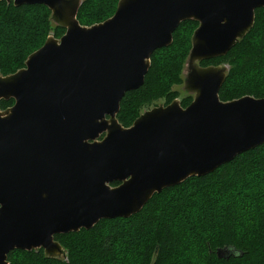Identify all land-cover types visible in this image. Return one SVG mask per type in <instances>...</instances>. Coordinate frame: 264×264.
I'll use <instances>...</instances> for the list:
<instances>
[{
  "label": "water",
  "instance_id": "95a60500",
  "mask_svg": "<svg viewBox=\"0 0 264 264\" xmlns=\"http://www.w3.org/2000/svg\"><path fill=\"white\" fill-rule=\"evenodd\" d=\"M0 1L45 6L66 30L25 68L0 75V102L14 100L0 110V264L15 250L66 256L55 236L130 218L164 189L264 145V98L222 102L218 68L194 70L187 108L156 107L129 128L117 120L183 22L199 23L191 58L212 60L252 29L264 0H120L111 19L90 28L76 19L78 0Z\"/></svg>",
  "mask_w": 264,
  "mask_h": 264
},
{
  "label": "trees",
  "instance_id": "16d2710c",
  "mask_svg": "<svg viewBox=\"0 0 264 264\" xmlns=\"http://www.w3.org/2000/svg\"><path fill=\"white\" fill-rule=\"evenodd\" d=\"M119 0H84L77 19L91 27L112 17ZM45 6L0 1V74L25 68L50 32L61 39L66 30L51 28ZM199 23L183 22L173 43L151 57L144 85L122 99L118 122L129 128L141 111L159 101L168 106L179 98L184 63ZM227 64L219 92L222 102L243 97L264 98V9L256 10L252 29L223 57L204 60L200 67ZM192 97L181 100L187 108ZM14 100L0 102V110ZM119 183H113L114 188ZM66 251L49 258L42 249L15 250L9 264H264V145L248 151L203 177H191L155 194L130 218L101 220L92 229L55 236ZM230 251L224 257L218 251Z\"/></svg>",
  "mask_w": 264,
  "mask_h": 264
},
{
  "label": "rangeland",
  "instance_id": "374dc122",
  "mask_svg": "<svg viewBox=\"0 0 264 264\" xmlns=\"http://www.w3.org/2000/svg\"><path fill=\"white\" fill-rule=\"evenodd\" d=\"M78 2H79V5L81 4V3H83L84 2V0H78ZM119 3H120V0L118 1V5H117V8H116V11H117V9H118V6H119ZM82 5V4H81ZM116 13V12H115ZM115 15V14H114ZM113 15V16H114ZM112 16V17H113ZM112 17H110L109 19H111ZM77 19V18H76ZM109 19H107V20H109ZM106 20V21H107ZM77 21H78V19H77ZM105 21V22H106ZM51 22H52V25H51V28L52 29H54V28H56V27H59L60 25H58V23L53 19V14H52V12H51ZM79 22V21H78ZM104 23V22H103ZM79 24H80V22H79ZM101 24V23H100ZM81 25V24H80ZM95 25H99V24H95ZM95 25H93V26H95ZM82 26V25H81ZM82 27H85V28H90V27H87V26H82ZM92 27V26H91ZM199 27V26H198ZM197 30V29H196ZM194 35V34H193ZM49 39H56L55 37H54V35H53V32H50V34H49V36L47 37V39H46V42L49 40ZM58 41H59V39H57ZM45 42V43H46ZM193 36H192V48H193ZM192 48H191V50H190V53H189V56L187 57V59H186V61H185V63H184V69H183V73H182V79H183V84L181 85V86H177V87H175V90L179 93V98H177L176 100H174L175 102H177L180 106H181V100L182 99H185L186 97H192V102L194 101V99H195V97H196V95H197V93L196 92H192L190 89H189V87H188V83H189V78L191 77V75H192V73L194 72V70H200V69H202V67H200V63L201 62H199L198 60H195V59H192L191 58V51H192ZM32 55V54H31ZM30 55V56H31ZM29 56V57H30ZM28 57V58H29ZM28 60V59H27ZM27 62V61H26ZM26 64V63H25ZM210 68V67H209ZM211 68H218V69H222L223 71H224V74L227 76V73H228V71H229V66L227 65V64H223V65H218V66H215V67H211ZM18 72V71H17ZM1 75V74H0ZM2 76V75H1ZM173 101V102H174ZM172 102V103H173ZM191 102V103H192ZM162 106H164V102L163 101H159V102H157L156 104H154V105H152V106H150L149 108H145V109H143L142 111H141V114H140V116L142 115V114H144L145 112H147V111H150V110H152V109H154V108H156V107H162ZM183 108V107H182ZM139 118V117H138ZM137 120V119H136ZM135 120V121H136ZM134 121V122H135ZM134 124V123H133ZM65 257V255L64 256H61L60 258H64Z\"/></svg>",
  "mask_w": 264,
  "mask_h": 264
}]
</instances>
